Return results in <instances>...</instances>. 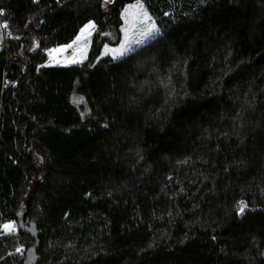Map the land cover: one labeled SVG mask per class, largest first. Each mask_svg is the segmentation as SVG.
<instances>
[{
	"label": "trees",
	"instance_id": "obj_1",
	"mask_svg": "<svg viewBox=\"0 0 264 264\" xmlns=\"http://www.w3.org/2000/svg\"><path fill=\"white\" fill-rule=\"evenodd\" d=\"M137 1L158 34L96 61ZM0 11V264H264V0ZM89 22L85 62L44 65Z\"/></svg>",
	"mask_w": 264,
	"mask_h": 264
},
{
	"label": "rangeland",
	"instance_id": "obj_2",
	"mask_svg": "<svg viewBox=\"0 0 264 264\" xmlns=\"http://www.w3.org/2000/svg\"><path fill=\"white\" fill-rule=\"evenodd\" d=\"M143 6L142 8L140 6ZM147 13L148 19H144L143 13ZM122 26H121V36L118 44L109 45L104 44L101 47L100 54L96 61L102 57H110L113 60L119 59L134 50L135 48L143 45L145 42L149 41L155 35L158 34V28L155 24L154 19L149 15L141 1H137L129 5L124 9L121 15ZM91 25V27H86ZM155 25L154 31H149L150 27ZM95 32V25L93 22L87 23L74 38V40L64 46H60L54 49H51L47 52V59L44 63L46 66H69L74 64H81L86 61L90 46L92 43V36ZM10 32L5 27V24L0 22V49L5 43V41L10 38ZM79 37V39H77ZM105 39L113 40L114 36L111 33L103 34L102 36ZM71 45V47H69ZM121 45L125 46V52L122 55L116 56L114 58V49H119ZM240 202L237 204V210L240 208ZM244 202V201H243ZM252 208V207H251ZM248 209V206L247 208ZM12 223L15 227V231L12 234L17 233V224L14 221H8L0 224V235L4 234L2 231V226L4 224ZM22 248V246L18 247ZM264 252V249H261V253ZM23 251L17 252V249L14 251V254L21 255Z\"/></svg>",
	"mask_w": 264,
	"mask_h": 264
},
{
	"label": "snow or ice",
	"instance_id": "obj_3",
	"mask_svg": "<svg viewBox=\"0 0 264 264\" xmlns=\"http://www.w3.org/2000/svg\"><path fill=\"white\" fill-rule=\"evenodd\" d=\"M140 7L142 8L143 6L141 5ZM0 14H2V11H0ZM143 17H144V19H148L149 18L146 12L143 13ZM5 27H6V25H5ZM86 27H91V25L86 26ZM154 30H155V25H152L150 27L149 31L151 32V31H154ZM77 39H79V37H77ZM69 47H71V45H69ZM125 50L126 49H125L124 45H121V47L119 49H114L113 50L114 58L116 56L122 55L125 52ZM246 207H247V205L245 204V202L241 201L240 202V208H239L240 213H243ZM2 231H3V233L5 235H9V234H12L15 231V227H14V225L12 223L4 224L2 226ZM21 251H23L22 248H17V252H21Z\"/></svg>",
	"mask_w": 264,
	"mask_h": 264
},
{
	"label": "water",
	"instance_id": "obj_4",
	"mask_svg": "<svg viewBox=\"0 0 264 264\" xmlns=\"http://www.w3.org/2000/svg\"><path fill=\"white\" fill-rule=\"evenodd\" d=\"M20 226H22L21 223H20ZM37 245H38V241H36V245H35V247H36ZM261 257H262V259L264 260V252L261 253Z\"/></svg>",
	"mask_w": 264,
	"mask_h": 264
},
{
	"label": "built area",
	"instance_id": "obj_5",
	"mask_svg": "<svg viewBox=\"0 0 264 264\" xmlns=\"http://www.w3.org/2000/svg\"><path fill=\"white\" fill-rule=\"evenodd\" d=\"M246 204V203H245ZM247 205V204H246ZM247 208V207H246ZM245 208V209H246ZM249 210H251V211H253V208H249ZM237 214H238V216H240L242 213H240V211L239 210H237Z\"/></svg>",
	"mask_w": 264,
	"mask_h": 264
}]
</instances>
